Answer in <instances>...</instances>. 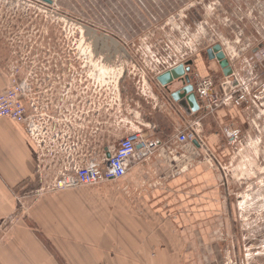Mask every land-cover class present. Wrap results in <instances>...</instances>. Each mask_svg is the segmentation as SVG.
Wrapping results in <instances>:
<instances>
[{"label": "crops", "instance_id": "1", "mask_svg": "<svg viewBox=\"0 0 264 264\" xmlns=\"http://www.w3.org/2000/svg\"><path fill=\"white\" fill-rule=\"evenodd\" d=\"M118 33L104 34L129 51L126 34ZM103 50L116 60L108 64L100 55L95 60L99 71L122 73L124 53ZM224 50L239 76L242 59L233 61ZM208 60L209 64L198 59L193 72L217 76L216 69L222 70L219 62ZM34 64H23L19 79H35L33 70L39 66ZM46 67L42 65L43 71ZM124 78L115 91L114 109L102 92L88 99L82 81L77 85L70 76L59 90L56 86L47 91L46 79L35 83L31 100L25 99L28 113H35L34 99L41 105L39 112L47 113L37 139L26 124L0 119V264H224L230 260L235 246L232 242L226 246L219 233L234 225L229 212L236 180L227 174L224 186L222 168L216 165L224 167L232 152L224 129H240L236 117L244 121L246 114L253 115L251 108L230 104L211 114L201 108L187 118L168 102L156 79L125 82ZM11 80L12 74L0 64V93ZM224 81L225 75L217 76L218 84ZM105 84L99 82L100 91ZM257 116L259 125L261 116ZM194 121L204 148L176 139ZM134 130L150 132L164 144L130 169L124 179L129 184L125 183L115 206L103 201L94 209L91 198L96 194L71 189L20 208L17 197L37 195L36 188L47 186L60 171L109 158L120 138ZM210 157L215 164L207 161ZM33 224L45 230L51 242L39 237Z\"/></svg>", "mask_w": 264, "mask_h": 264}, {"label": "rangeland", "instance_id": "2", "mask_svg": "<svg viewBox=\"0 0 264 264\" xmlns=\"http://www.w3.org/2000/svg\"><path fill=\"white\" fill-rule=\"evenodd\" d=\"M53 1L52 5H46L38 0H0L1 66L8 74L19 78L22 77L21 66L26 62H35L34 66L45 64L48 69L43 71L44 74L38 69L33 71L38 78L46 79L47 91L56 86L61 89L64 79L70 76L76 78L77 85L82 81L88 99L102 92L109 108L117 106L114 77L118 74H103L109 78L100 91L99 82L105 77L101 75L99 80L97 75H92L94 68L82 67L88 60V50L82 45L77 22L109 35L118 31L126 34L124 44L128 46L131 62L125 82L150 77L146 74V67L153 66L156 62L154 56L166 54L168 47L176 53L181 48L188 51L189 60L193 59L195 65L200 58L209 64L207 50L217 43L227 49L233 61L242 59L237 75L239 85L229 92L223 91H236L242 81L252 79L250 103L237 107L251 108L253 115L246 114L244 121L236 117V124L246 136L244 142L241 139L231 145L229 162H223L224 167L216 161V167L222 168L225 177L221 181L224 186L227 185V174L236 180L229 212L234 225L221 230L219 236L225 244L232 242L235 246L230 260L225 259L224 264H264V0ZM58 14H65L73 20H66ZM216 70L221 78L223 71ZM211 75L217 78L215 74ZM256 96L259 99L256 100ZM258 114L261 116L259 125ZM124 179L71 189L96 194L91 198L94 209L103 201L115 206L117 199L122 197L119 193L126 189L125 183L128 182ZM36 189L39 190L37 195L17 197L20 208L32 205L45 195L71 190L50 191L48 185H39ZM32 226L39 237L49 239L50 235L39 225Z\"/></svg>", "mask_w": 264, "mask_h": 264}, {"label": "built area", "instance_id": "3", "mask_svg": "<svg viewBox=\"0 0 264 264\" xmlns=\"http://www.w3.org/2000/svg\"><path fill=\"white\" fill-rule=\"evenodd\" d=\"M178 50L176 53L168 47L166 54L157 53L154 56L156 57V62L153 66L146 67V74L156 79L158 74L163 71L170 70L174 66L189 60L191 55L188 51L182 48ZM55 66L57 65L55 64ZM38 71L43 73L42 66H39ZM193 74L195 92L198 99L203 103L202 109L206 114H211L226 105L243 106L248 101L250 103L249 95L253 90L252 81H242L239 89L237 88L236 91L228 93L223 91V89L225 90L223 85L226 81L218 84L216 78L212 75L201 77L197 72H193ZM35 83L37 85L43 84L44 78H38L36 75L33 80L27 78L21 80L12 76L11 85L0 93V119L10 118L26 124L31 136L37 139L41 135V118L42 116H47V113L45 111L39 112L41 105L35 99L31 102L35 113H28L25 99L32 96ZM235 93L238 95H235ZM257 99H259L258 96H256ZM195 125V121L189 123L177 134V141L180 143H192L195 138L199 137ZM224 134L231 145L237 144L243 137L241 129L233 126L226 127ZM199 139L202 141L200 137ZM163 144V139L153 136L150 132L134 130L120 138L114 153L109 158L102 161L91 160L82 165L74 166L69 170L60 171L48 184V189L50 191H58L80 186H94L104 182H118L128 175L133 166L158 152ZM203 145L201 144L200 148ZM213 159V157H210L207 161L210 164H215Z\"/></svg>", "mask_w": 264, "mask_h": 264}, {"label": "water", "instance_id": "4", "mask_svg": "<svg viewBox=\"0 0 264 264\" xmlns=\"http://www.w3.org/2000/svg\"><path fill=\"white\" fill-rule=\"evenodd\" d=\"M22 1L25 2L28 0ZM38 1H42L46 5H52L54 3L53 0ZM58 16L69 21L73 20L65 14H58ZM77 23H79L78 25L80 27V35L83 42L82 45H84V47L88 50V60L83 63L82 67L94 68L92 75H97L99 80L100 76L103 74L99 71V68L96 67L95 60L99 58L100 55L105 62H109L108 64H112L111 62L116 60L113 56L106 57L103 48L106 47L108 53H124L123 63L126 62V66L125 64H122V73H118V71L113 72V74H118V76L116 75V77H114V84L117 89V87L120 86L121 79L128 74V64L131 62L129 51H127L116 38L100 33L86 23ZM207 54L211 60H217L219 62L223 74L226 77V82L224 84L225 90L229 92L231 89L237 87L239 85L238 77L234 73L231 62L227 57L223 46L220 43H217L212 48L207 50ZM194 66L195 61L193 59L187 60L184 63L174 66L170 70H166L158 74L155 80L157 84L163 86L168 102L173 104L176 109H179L187 118H192L193 115L203 107V103L198 99L195 92L193 74ZM107 78L109 77H105L103 80H106L105 82H107ZM103 80L101 81L103 82ZM192 143L197 148H200L201 144H203L199 137L195 138ZM202 147L204 148L205 146L203 145Z\"/></svg>", "mask_w": 264, "mask_h": 264}]
</instances>
